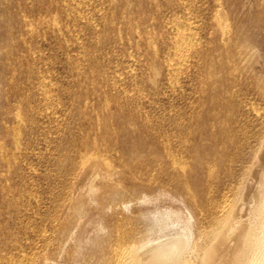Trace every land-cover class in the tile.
I'll return each instance as SVG.
<instances>
[{
    "label": "bare ground",
    "instance_id": "1",
    "mask_svg": "<svg viewBox=\"0 0 264 264\" xmlns=\"http://www.w3.org/2000/svg\"><path fill=\"white\" fill-rule=\"evenodd\" d=\"M21 1H23V0H21ZM87 1H89V0H87ZM220 1L222 2V0H213V4H212L213 5L212 6L213 11L211 10L212 13L209 12L210 13V19H209V23H208V25L210 26V29H211V31H210L211 33L205 35L204 37H200L198 35V34H200V32L198 33V30L200 29V28L198 29V26H197L198 22L196 19L193 18V13H192V15H190L188 12L189 10H191L192 7H195L196 0H177V5H175V8H173V12L175 11V9H177V10L180 9L181 12H183L182 13L183 15L179 16L178 14L173 13V14L167 16V18H164V20L161 19L163 21L162 26L165 29H167L166 31L169 34V36L167 37L168 41L166 42V48L163 51H161V53H159V51L156 48L155 39L150 34L149 35L147 34L148 35L147 37H145L143 34V36L145 37L143 39V43H140L141 41H137V40H135V43H134V45H136V44L141 45L142 44L144 46V49H145L144 52H146L149 55V57H151L150 60H152V61L154 60L156 62L158 60V62H159V63L157 62L158 65H156L157 63L156 64L154 63L155 64L154 65L153 64L154 61L148 62V65H147L148 73H147L146 80L151 85H156L157 78H159L160 75H162L166 90H171L172 92H174L175 90L176 91L179 90L181 92L182 89H179V87L181 88V86H180L181 78H182V80L184 78L185 80L189 79L192 81V86H190L189 90L191 91V93H194L195 97H196L195 101L191 104L190 110L192 111V113L190 115L188 113V115L186 116L187 117L186 119H185V116L182 114V116L177 118V119H171L169 121L167 120L169 123L168 124L169 127H171L170 131L169 130L164 131L163 129H161L157 126L158 121L156 120L157 119L156 116H155L156 119L154 122H152V118H150V116H148L146 114L142 118L140 117V119H139V117H138V119H136L138 122H140L139 126H142V128L147 129V130L149 129L150 134L148 135V139L150 141L149 142L147 141L149 143V144H146L147 146L145 145L147 147V151H148L149 155H148L147 161H144L142 158L143 156L141 154H139L138 151H136L140 144L138 145V147L136 146L137 149L135 147L134 151L131 152V154H130V159H131L130 163L131 164L127 168L128 169L127 172L130 173V171H132V170H135V171H133L132 175L129 174L130 176H133V181L128 187H124L122 185V182H121L122 173L118 169L116 163H114L112 161V159L110 158V156L107 155L108 154L107 151L109 150L108 147H110V146H108V144L110 141H108L106 137H108V135L111 137L113 132L109 128L106 127L102 130V131H104L103 136H102V133L99 131L100 129L97 128V131L101 133L99 140H96L97 138L94 141H90V138H89V140L88 139H86V140L81 139L82 141H81L80 147L77 150H75V152L73 154L69 153V155H71V156L69 157V167L67 169L68 179H67V183L65 185V190L63 188L64 199L61 200L59 204L56 203L57 205L54 208L52 207L53 211L50 214H48L47 218L44 219L42 217L43 220H41L42 218L40 219L41 223L43 221H45V223L36 229V231H35L36 234L33 235V236H35V238L33 240L28 241L25 244H23V242L22 243L19 242L18 240L14 241V240H12L13 238L10 239L7 243L4 241L5 245L3 246L2 251H0V264H264V107H262L260 105L258 106L257 104H255V102H252L249 98H247L249 96H246L247 94H245V91H244V96L241 98V100H238V104L244 108V110L247 114L249 113L250 117H252V121H250V124H251V122L253 123V125L251 124L252 125L251 127H253V130L252 129L251 130L253 132H251V133L249 132L250 129L248 130V128L250 126H246V124L245 125L241 124L242 122L244 123V120L238 122L239 119L238 120L235 119L236 121L234 120L233 127L228 126L229 128H226V127L222 126V124L225 122V121L224 122L222 121V115L225 114V110H223L224 113L223 112L220 113V111L222 110V107H226V105H227V107L231 106V108L233 110V108H234L233 107L234 106L233 101L236 98H238L240 96V94L242 95V93L239 92V90H240L239 87L242 86V84L247 86V89L251 90L257 96V99L263 103L262 105L264 106V63L263 62L261 63L262 57L260 55H258V48H259V46H264V42H263V39L261 37H259L258 35L254 34V33H244L245 29L243 30V28H244L243 25L237 23L238 22L237 19H236V21H237L236 23L234 22V24H231L230 23L231 21H229L230 18L228 19V17H227L228 14H226L227 13V12H225L226 10H224L222 8ZM260 1H261V3H260L261 9L257 8L255 6L256 9H254V12H253V17H254L253 19L255 22L257 20V19H255V17H257V14L260 15V17L264 16V0H259L258 2H260ZM3 2H4V0H3ZM38 2H39V0H38ZM89 2H91V1H89ZM102 2H103V0H102ZM112 2L114 3V0H109V5H111ZM202 2H204V0ZM228 2H231V1H228ZM239 2H240V0H239ZM27 3H25V4H27ZM98 3H100V2H98ZM119 3H117V4H119ZM144 3H145V0H144ZM199 3L203 4L201 2H199ZM241 3H242V1H241ZM49 4H50V2H49ZM85 4H86V0H64L62 8L64 11L63 13H65V16H66L65 19H68L70 21L71 20L73 21L76 18H80V17L85 19L87 16L82 17V15H80L81 13L83 14L82 11L80 12V8L81 7L84 8ZM153 4H151V7H150L151 9H152ZM7 5H9V3ZM141 5L143 6V4H141ZM172 5H170V6L172 7ZM21 6H23V5H21ZM93 6H94V4H93ZM225 6H227V5H225ZM231 6H232V3H231ZM244 6H245V4H244ZM44 7L46 8V6H44ZM96 7H97V5H96ZM129 7H131V6L129 5ZM201 7H203V6L201 5ZM246 7H247V5H246ZM17 8H18V6H17ZM50 8H51V5H50ZM90 8H91V6H90ZM110 8H112V7H110ZM121 8H122V5H121ZM140 8H142V7L140 6ZM198 8H200V6ZM231 8H233V7H231ZM238 8H239V5H238ZM38 9H40V8H38ZM99 9H101V7ZM125 9H126V7H125ZM160 9H161V6H160ZM48 10H49V8H48ZM112 10H114V9H112ZM15 11L17 12V10H15ZM50 11H52V10H50ZM60 11H61V9H60ZM103 11H104V9H103ZM130 11L133 13L132 9ZM18 12H20V10H18ZM86 12H89V11H86ZM94 12H95V10H94ZM167 12H168V9H167ZM190 12H192V11H190ZM129 13H128V15H129ZM177 13H178V11H177ZM165 14H167V13H165ZM32 15H33V13H32ZM138 15H139V13H138ZM146 15H148V14H146ZM22 16H23V19H21V20H22V24H23L24 28L29 33H31L34 30L33 26L36 23L33 25L26 17H24V14ZM36 16H38V15H36ZM123 16H125V15H123ZM0 17H1V15H0ZM29 17H30V13H29ZM39 17H38V19L41 20V18H39ZM157 17H158V15H157ZM260 17H258V18H260ZM31 18H33V16ZM34 18H35V15H34ZM69 18H71V19H69ZM130 18H133V14H132V17H130ZM104 19H105V17H104ZM135 19L136 18H134V20ZM200 19H201V17H200ZM116 20H117V18H116ZM144 20L146 21V18ZM260 20H262V17ZM260 20H258V21H260ZM0 21L2 22V20H0ZM76 21H75V23H76ZM98 21L100 22V18ZM41 22H42V20H41ZM94 22H95V20H94ZM109 22H111V21H109ZM118 22H117V24H118ZM65 23H68V22H65ZM123 23L127 26V29L129 30V32L134 30L133 23L128 17H126V19ZM242 23H243V21H242ZM250 23H248V24H250ZM261 23H263V22H261ZM142 24L143 23H141V25ZM203 24H200V25L202 26ZM86 25H88V24H86ZM103 25H106V24L103 23ZM160 25H161V22H160ZM40 26H42L43 29H45V31H46V29H52V30L58 29L59 30V27H60L58 25V21L55 17L48 18L45 22L41 23ZM151 26H152V24H151ZM80 27H81V25L79 26V28ZM99 27H100V25H99ZM115 27H117V26H115ZM145 27H146V25H145ZM69 28H71V27H69ZM75 28H76V26H75ZM207 28H208V26H207ZM145 29L146 28H144V30ZM258 29L261 30L260 27ZM90 30H91V28H90ZM161 30H163V29H161ZM95 31H97V30H95ZM109 31H110V28H109ZM145 31H148V30H145ZM54 32H56V31H54ZM134 32L138 37L139 31L137 30ZM106 33L109 34L107 31H106ZM121 33L119 35H121ZM39 34H40V32H39ZM3 35L4 34H2V36ZM50 35H51V33H50ZM66 35H67V33H66ZM88 35L90 36L89 33H88ZM103 35H105V34H103ZM99 36H101V35H99ZM71 37H73V34L71 35ZM76 37H77V35H76ZM96 37H98V35H96ZM158 37H160V36H158ZM202 38L204 40H202ZM69 40H70V38H69ZM128 40L131 41L130 38H128ZM113 41L114 40H112V43H113ZM118 41H120V40H118ZM62 42H63V40H62ZM10 43L12 45L11 41H10ZM19 43H20V41H19ZM23 43H25V40ZM83 43H84V41H83ZM97 45H100V44L97 43ZM129 45L133 46L132 43H130ZM1 47H2V45H1ZM9 47H11V46L9 45ZM24 47H25V44H24ZM61 47H63V46H61ZM90 47H92V46H90ZM17 48H19V47H17ZM64 48H65V46H64ZM106 48H109V47L106 46ZM125 48H126V46H125ZM139 48H140V46H139ZM5 49H7V48H5ZM114 51H116V50L114 49ZM129 51H131V50H129ZM41 52L42 51L40 50V53ZM105 52H107V51H105ZM28 53H29V51H28ZM65 53H66V50H65ZM83 53H82V55H84ZM136 53H138V52L136 51ZM33 54H34V52H33ZM30 55H31V53H30ZM62 55H65V54H62ZM97 55L98 54H96V56ZM129 55H131V54H129V52H128V56ZM21 56H24V55H21ZM80 56H81V54H80ZM4 57H5V54H4ZM139 57H137V58H139ZM7 58H8V56H7ZM30 58H31V56H30ZM35 58H36V56H35ZM103 58H104V56H103ZM117 58H119V57H117ZM124 58H126V57H124ZM94 59H95V57H94ZM31 60H32V58H31ZM47 60H49V59H47ZM103 60L104 59H102V61ZM27 62H29V60ZM85 62H86V60H85ZM144 62H146V61L144 60ZM1 63L2 62H0V64ZM43 63H44V61H43ZM80 63H82V62H80ZM254 64H258L260 70L255 69ZM2 65H0V66L2 67ZM43 65H45V64H43ZM47 65H46V67H47ZM22 66L23 65L21 64L20 67H22ZM29 66H30V64H29ZM32 66H33V63H32ZM122 66L124 67V65H122ZM39 67H40V65H39ZM54 67H56V66L54 65ZM117 67H118V65H117ZM31 68L32 67H30V69ZM124 68H126V67H124ZM121 69L123 70V68H121ZM136 69H137V67H136ZM143 69H145V68H143ZM110 70L114 71L112 69H109V71ZM126 70H127V68H126ZM32 71H34V70H32ZM109 71H107V72H109ZM115 71L118 72V70H115ZM4 72L6 73L5 70H4ZM16 72L17 71H15V73ZM88 72H91V70ZM7 73H6V75L9 74V73L8 74ZM41 73H42V71H41ZM86 73H87V71H86ZM104 73L106 74V72H104ZM122 73H123V71L121 72V75H122ZM124 73H126V72H124ZM91 74L94 76L93 73H91ZM145 74H146V72H145ZM115 75H118V74H115ZM127 75L129 77H133L132 68L129 69ZM113 76H114V74H113ZM119 76H120V74H119ZM140 76H138V77H140ZM42 77H44V76L42 75ZM4 78H5V76H4ZM14 78H15V76H14ZM39 78L35 82L36 83L35 84L36 90H37L36 93L39 95L41 102H42L39 111H40V113L42 112V114L44 112L45 116L48 117V120H49L50 116H52V114H55L57 112L56 110L54 111V106H55L54 102H53L54 97L52 98L51 97L52 94H50V92H51L50 86L52 87V84L50 82H49L50 83L49 84L47 81H45L42 78H40V79ZM52 78H51V80H52ZM2 79L3 78H1V80ZM4 80H6V79H4ZM47 80L49 81V79H47ZM15 81H13V82H15ZM25 81H27V79ZM131 81H132V79H131ZM6 82H7V80H6ZM78 82H79V84H81L80 81H78ZM146 82H145V84L147 85ZM116 83L118 84L119 82L111 83L109 85L110 88H112L114 90L115 87L117 86ZM6 84H5V87L7 86ZM17 84H19V83H17ZM136 84L137 83L135 82L134 88L129 87V88H131L130 90H125V89L121 88L120 90H118V92L113 93V95L111 94L113 96L112 98L109 97L107 95V93H103L102 98L98 99L100 107L104 108V107L111 105V103H114V106L117 109H119V112H122L123 108L125 106L129 107V104L137 106L140 103L139 102L140 98H142L140 101H142L144 98L142 97L141 86H138ZM20 85H18V86L20 87ZM119 85H121V84L119 83ZM81 86H83V85H81ZM101 86H103V85L101 84ZM105 86H106V83H105ZM143 87L145 88V86H143ZM57 88H59V87H57ZM123 88H124V86H123ZM52 89H54V88H52ZM91 89L94 90V87L93 88L91 87ZM83 90H84V92L86 91L85 89H83ZM22 91H23V89H22ZM142 91H144V90H142ZM182 91H184V89ZM186 92H189V91H186ZM93 93H94V91H93ZM163 94H165V93H163ZM5 95H7V94H5ZM56 95H57V93H56ZM24 96H26V95H24ZM24 96H23V98H24ZM27 96L29 97V94ZM143 96H144V94H143ZM147 96H148V94H147ZM90 97H92V96H90ZM165 97H167V96L165 95ZM252 97H254V95ZM255 97H254V101H255ZM64 98H66V97H64ZM145 98H147V97L145 96ZM154 98H156V97H154ZM250 98H251V95H250ZM167 99H168V97H167ZM21 101L22 100H20V102ZM23 101H25V100L23 99ZM86 101L87 100H85L83 102L84 107L87 104ZM235 101H237V99ZM36 102H37V100H36ZM57 102H58V99H57ZM261 102H259V103H261ZM160 103H161V101H160ZM4 104L6 105V103H4ZM14 104H13V106H14ZM61 104L62 103H60V106H61ZM173 104H171V106H173ZM21 105H22V103H21ZM11 106H12V104H11ZM139 106H140V104H139ZM227 107H226V109H227ZM78 108H79V106H78ZM132 109H130V110H132ZM223 109H225V108H223ZM3 110L4 109H2L1 111H3ZM9 110H10V108H9ZM14 110H15V108H14ZM106 110H104V111H106ZM147 110H149V109H147ZM177 110H179V109L177 108ZM31 111L33 112V109ZM135 111H137V110L135 109ZM146 111H145V113H146ZM165 111L167 112V110H165ZM165 111H163V112L166 113ZM171 111L172 110H170L169 111L170 113H168V114H171ZM26 112H27V110H26ZM101 112H103V111H101ZM125 112H127V111L125 110ZM160 112H162V111H160ZM203 112H205V113H203ZM83 113H85V112H83ZM109 113H112V112L110 111ZM154 113H155V111H154ZM36 114H38V113H36ZM101 114H103V113H100V115ZM131 114H132V112H131ZM5 115L7 116V114H5ZM12 115H13V121H11L12 119L9 121L13 122V124H14V125L12 124L13 125L12 127L14 128V130L11 134L12 135L11 138H12V142H13V144H12L13 149H12V151H7L4 149L3 146L0 145V159L2 160L1 161L3 164L2 166L11 164L10 160H14L13 158H15L16 155L22 153L20 151V153L17 154V149H18V145L20 144L19 142H20V138L22 135V134L20 135V129L24 125L23 124V118H22L20 112H18L17 110H16V113L14 112V114H12ZM85 115H84V118H85ZM100 115H99V113H95L93 115V117H91V120H92V123H96L97 126L100 125L102 127L103 124L101 125L100 123H102L101 121L104 118L102 116L104 114L102 116H100ZM118 115H120V114H118ZM225 115H227V113ZM29 116H31V115H29ZM109 116H110V114H109ZM26 117H28V116H26ZM54 117L55 116H52V118H54ZM131 117H133V115ZM131 117L130 118L126 117L124 119L130 120ZM88 118L90 120V117H88ZM224 118H227V116ZM41 119H42V115H41ZM248 119H250V118H248ZM122 120H123V118H122ZM163 120H164V118H163ZM227 120H226V122H227ZM25 121H26V119H25ZM41 121H43V119ZM61 121H63V120H61ZM105 121H107V120H104V122ZM27 122H28V120H27ZM35 122H37V121H35ZM111 122H113V121H111ZM124 122H126V121H124ZM83 123H84V121H83ZM114 123H116V122H114ZM135 123L137 125V122H135ZM228 123H224V124L228 125ZM96 124H94V125H96ZM125 124L127 125L128 133L131 132L130 134H134L133 127L131 126L133 123L132 122L123 123V124H121V126L122 125L124 126ZM45 125L48 126L47 124H45ZM69 125H70V123H69ZM247 125H249V124L247 123ZM0 126H1V124H0ZM70 126H72V125H70ZM104 126H107V125H104ZM117 126L118 125H116V127ZM56 127H57V125H56ZM137 127H138V125H137ZM49 128H53V127H49ZM57 129H58V127H57ZM78 129H76V130H78ZM76 130H74V131H76ZM90 131H92V130H90ZM122 131H124V130H122ZM51 132H53V131L51 130ZM92 132H94V131H92ZM74 133L72 132V134H74ZM80 133L82 134V131ZM124 133H125V131H124ZM44 134H45V131H44ZM72 134L70 135V137L72 136ZM50 135H52V133ZM50 135H49V137H50ZM94 135H96V134H94ZM39 136H41V134H39ZM79 136H81V135H79ZM25 137H27V135ZM84 137L86 138V136H84ZM94 137H96V136H94ZM129 137H131V136H129ZM193 137L197 138L198 143L195 142L192 144V142H189L190 140L191 141L193 140ZM34 138H36V137H34ZM130 139L132 141L133 138L131 137ZM36 140H37V138H36ZM119 140H121V139H119ZM133 140H136V139H133ZM199 140H200V143H199ZM126 141H128V140H126ZM136 141H134V142H136ZM68 142H69V140H68ZM118 142H120V141H118ZM24 143H26V140ZM33 143H34V140H33ZM44 143H46V141ZM111 143H113V142H111ZM35 144H36V141H35ZM61 144H62V142H61ZM142 144H144V142L141 143V145ZM67 145H69V144L67 143ZM122 145H123V143H122ZM129 145H130V143H129ZM73 146H74V144H73ZM75 146L77 148V145H75ZM111 147H112V145H111ZM114 147H115V145H114ZM130 147H129V149H130ZM26 149H27V147H26ZM35 149H33V150L35 151ZM27 150H25V151H27ZM141 150L144 151L145 149L140 148L139 151H141ZM37 153H39V152H37ZM64 153H65V151H64ZM118 153H120V152H118ZM22 154H24V153H22ZM51 154H53V153L51 152ZM48 156H49V154H48ZM65 156H63V157H65ZM52 158L53 157L51 156V159ZM55 158L56 157H54V161L56 162ZM65 158L62 160H65ZM17 159H18V157H17ZM29 159H30V157H29ZM31 160H33V159H31ZM123 161H122V163H123ZM43 162H44V160H43ZM124 163H125V161H124ZM36 165H38V164H36ZM53 167L51 169H53V171H54ZM15 168H17V167H15ZM12 171H13V168H12ZM50 172L51 171L49 170V173ZM134 172H136V173L134 174ZM35 173H36V171H35ZM38 173H40V172L38 171ZM15 174L17 175L18 173H15ZM53 174H54V172H53ZM53 174H51V175H53ZM61 176H63V175H61ZM1 177H3V176H1ZM55 177H53V178H55ZM57 178H60V177L57 176ZM37 180H38V174H37ZM61 181H62V179H61ZM15 182H16V180H15ZM24 182H25V180H24ZM59 182H57V185ZM38 183H39V181H38ZM6 184H8V183L6 182L5 185ZM11 184H12V182H11ZM32 186H33V184H32ZM54 189H53V191H54ZM57 189H59V188H57ZM3 190H4V188H3ZM60 191H61V189H60ZM44 192H48V191L44 190L43 193ZM31 193H34V191H32ZM31 193H29V195H31ZM37 193H39V192H37ZM35 194H32V195L35 196ZM10 195H11V193H10ZM32 195H31V197H33ZM45 195H47V194H45ZM50 195H51V193H50ZM54 195H53V198L55 197ZM56 196H58V195H56ZM22 198H23V196H22ZM9 199H11V198H9ZM34 199H33V201H34ZM30 200H31V198H30ZM38 200H41V199H38ZM23 201H26V199H24ZM33 201L31 203L32 205L34 204ZM16 202H17V200H16ZM37 202H38V204H37V206H38L39 201H37ZM48 202H49V200H48ZM1 204H2V201H1ZM43 204H45V203H43ZM48 205H50V204H48ZM48 205L46 204V206H48ZM5 206H7V205H5ZM17 206H15V207H17ZM24 206L25 205H23V207ZM35 206L33 208H35ZM51 206H52V204L50 205V207ZM39 207L41 208L43 206L40 205ZM26 208H32V207L30 206V207H26ZM37 209H38V207H37ZM44 209H45V207H44ZM13 210H15V209H13ZM21 210H23V209H21ZM29 210H28V212H29ZM0 211H2V210L0 209ZM25 211H27V210L24 209V212ZM40 211L42 213V210H40ZM8 212H6V213H8ZM44 212H43V214H44ZM47 212H45V213H47ZM14 213H16V212H14ZM36 214L37 213H34V215H36ZM45 215L46 214H44V216ZM26 217H25V219H26ZM28 217H30V216H28ZM16 218H17V216H16ZM23 218H21L22 219L21 221H23ZM36 219H37V217H36ZM2 221L0 223H2ZM6 222H7V219H6ZM23 222H22V226H23ZM28 222L30 223L29 220H28ZM28 222L25 221L24 223L28 224ZM34 223H36V222H34ZM20 225H19V227H20ZM30 226H32V225L30 224ZM36 226H37V224H36ZM15 227H14V229H15ZM25 227H27V225H25ZM33 227L34 226H32V228ZM28 228H30V227L28 226ZM27 229H23V232H25ZM28 230L31 231V229H28ZM12 233H13V231H12ZM4 234H6V233H4ZM6 235H9V233ZM27 238H28V236H27ZM19 239H21V238H19ZM7 240H8V238H7ZM21 240L24 241V239H21Z\"/></svg>",
    "mask_w": 264,
    "mask_h": 264
},
{
    "label": "rangeland",
    "instance_id": "2",
    "mask_svg": "<svg viewBox=\"0 0 264 264\" xmlns=\"http://www.w3.org/2000/svg\"><path fill=\"white\" fill-rule=\"evenodd\" d=\"M28 3H27V2ZM63 1L64 0H3L1 1L0 0V20H2V22L0 21V62H2L0 65H2V67L0 66V145L4 147L5 150L7 151H12V147H13V142H12V138H11V134L14 130V128L12 127L14 124L13 122V115L14 112L16 113V110L18 112H20L22 118H23V126L21 127L20 129V135H21V138H20V144L18 145V149H17V154L20 153V151L22 153L16 155L15 158H13L14 160H10V163L11 164H8V165H5V166H2V160L0 159V209L2 211H0V222L2 221V223H0V251H2L3 249V246L5 245V242L7 243L10 239L16 241L18 240L19 242H23V244H25L26 242L28 241H31L35 238V235L36 234V229L41 226L42 224L45 223V221H43L41 223V220H43V218H47L48 217V214H50L52 211H53V208L60 203L61 200L64 199V191H63V188L65 190V185L67 183V179H68V167H69V157L71 155H69V153L73 154L75 152V150H77L80 145H81V141L83 139H88L90 138V141H94L96 138V140H99L100 138V134L102 133V136H103V132L102 131L104 128H109L113 133H112V136L110 137L108 135L107 140L110 141L108 146V151H107V155L110 156V158L112 159V161L114 163H116L118 169L120 170V172L122 173V185L124 187H128L132 181H133V176H130L129 174L132 175L133 171L135 170H132L130 171V173H128V167L130 166V154L132 151H134V148L138 145L141 149H145L144 151L141 150L139 151V147L137 149L136 147V151L139 152V154H141L143 157V160L144 161H147V158H148V151H147V145L146 144H149L148 142L150 141L148 139V135L150 134L149 133V129H144L142 128V126H139L140 122H138L136 119H140V117L142 118L145 114L150 116V118H152V122L155 121V119L158 121V124L157 126L161 129H163L164 131H170L171 130V127H169V123L168 121L171 120V119H177L179 117L182 116V114L185 116V119L187 118L186 116L189 115L192 113V111L190 110L191 108V104L195 101V94L194 93H191V91L189 90L190 89V86H192V81L191 80H185L183 78H181V83H180V86L181 88L179 87V89H184V91L181 90V92L178 90V91H174L172 92L171 90H166L165 88V84H164V80H163V77L162 75H160L159 78H157V83L156 85H151L147 80H146V77H147V65H148V62H151L152 60H150L151 57H149V55L144 52L145 49H144V46L141 44H136L134 45L135 43V40L137 41H141L140 43H143V39L145 37H147L149 34L151 36H153V38L155 39V43H156V48L157 50L159 51V53H161V51H163L165 48H166V42L168 41V36L169 34L167 33V29H165L162 24H163V21L164 18H167V16L171 15V14H178L179 16L183 15L181 12V10H177L175 9V11L173 12V8H175V5H177V0H145V3H144V0H114V3L112 2L111 5H109V0H89L87 1L86 0V4L83 7L80 8V12L82 11L83 14L81 13L80 15H82V17H86L85 19L84 18H76L75 20H68V19H65V13H63ZM105 1V2H104ZM107 1V2H106ZM134 1V2H133ZM137 1V2H136ZM141 1V2H140ZM151 1V2H150ZM203 0H196V3H195V7H192L191 10H189V14L192 15L193 13V18L197 20V26H198V29L202 28L201 30L199 29L198 30V33L200 32V34H198L200 37H204L205 35L211 33V29H210V26L208 25L209 23V19H210V13H212L213 11V0H204V2H202ZM209 1V2H208ZM226 1V2H225ZM228 1H231V2H228ZM242 1V3H241ZM253 1V2H252ZM259 0H222L221 2V5H222V8L224 10H226L225 12H227L226 14L229 21H231L230 23L231 24H234V22L236 23V19L238 20L237 23L243 25V30H244V33H254L256 35H258L259 37H261L263 39V42H264V16H261L262 17V20L260 15L257 14V17H255L256 22L254 21V17H253V12H254V9L257 8H260L261 9V1L258 2ZM39 4H38V3ZM50 2V4H49ZM95 2V3H94ZM100 2V3H98ZM120 2V3H119ZM156 2V3H155ZM172 2V3H171ZM199 2L203 3V4H200ZM9 3V5H7ZM27 3V4H25ZM47 3V4H46ZM56 3V4H55ZM90 3V4H89ZM103 3V4H102ZM116 3V4H115ZM119 3V4H117ZM128 3V4H127ZM154 3V4H153ZM162 3V4H161ZM171 3V4H170ZM231 3H232V6H231ZM247 3V4H246ZM20 6H19V5ZM46 4V5H45ZM94 4V6H93ZM134 4V5H133ZM143 4V6L141 5ZM151 4L152 5V9L150 8L151 7ZM157 4V5H156ZM173 4V5H172ZM199 4V5H198ZM245 4V6H244ZM258 4V5H257ZM23 5V6H21ZM50 5H51V8H50ZM54 5V6H53ZM97 5V7H96ZM121 5H122V8H121ZM129 5L131 7H129ZM147 5V6H146ZM167 5V6H166ZM172 5V7L170 6ZM201 5L203 7H201ZM227 5V6H225ZM238 5H239V8H238ZM247 5V7H246ZM8 6V7H7ZM18 6V8H17ZM46 6V8L44 7ZM91 6V8H90ZM103 6V7H102ZM135 6V7H134ZM140 6L142 8H140ZM160 6H161V9H160ZM200 6V8H198ZM205 6V7H204ZM256 6V7H255ZM30 7V8H29ZM36 7V8H35ZM40 9H38V8ZM57 7V8H56ZM61 7V8H60ZM89 7V8H88ZM95 9H94V8ZM101 7V9H99ZM112 7V8H110ZM114 7V8H113ZM126 7V9H125ZM133 7V8H132ZM146 7V8H145ZM233 7V8H231ZM7 10H6V9ZM49 8V10H48ZM56 8V9H55ZM151 10H150V9ZM155 8V9H154ZM165 8V9H164ZM195 8V9H194ZM210 8V9H209ZM247 8V9H246ZM45 9V10H44ZM61 9V11H60ZM104 9V11H103ZM114 9V10H112ZM119 9V10H118ZM132 9L133 13L130 11ZM146 9V10H145ZM167 9H168V12H167ZM234 9V10H233ZM17 10V12L15 11ZM18 10H20V12H18ZM27 10V11H26ZM29 10V11H28ZM52 10V11H50ZM95 10V12H94ZM110 10V11H109ZM129 10V11H128ZM139 10V11H138ZM145 10V11H144ZM157 12H156V11ZM162 12H161V11ZM209 10V11H208ZM212 10V11H211ZM47 11V12H46ZM86 11H89V12H86ZM98 11V12H97ZM103 11V12H102ZM108 11V12H107ZM115 11V12H114ZM117 11V12H116ZM138 11V12H137ZM154 13H153V12ZM178 11V13H177ZM192 11V12H190ZM4 12V13H3ZM33 15H32V13ZM39 12V13H38ZM92 12V13H91ZM129 15H128V13ZM196 12V13H195ZM205 12V13H204ZM210 12V13H209ZM249 12V13H248ZM29 13H30V17H29ZM41 13V14H40ZM43 13V14H42ZM50 13V14H49ZM89 13V14H88ZM117 13V14H116ZM139 13V15H138ZM152 13V14H151ZM167 13V14H165ZM195 13V14H194ZM200 13V14H199ZM7 14V15H6ZM12 14V15H11ZM24 14V17H26L34 26V30L29 33L23 26L22 24V20L23 19V15ZM132 14H133V18H130L132 17ZM135 14V15H134ZM142 16H141V15ZM148 14V15H146ZM197 14V15H196ZM199 14V15H198ZM208 14V15H207ZM34 15H35V18H34ZM38 15V16H36ZM55 15V16H54ZM61 15V16H60ZM111 15V16H110ZM116 17H115V16ZM125 15V16H123ZM153 15V16H152ZM158 15V17H157ZM161 15V16H160ZM166 15V16H165ZM4 16V17H3ZM33 16V18H31ZM40 16V17H39ZM51 16V17H50ZM91 18H90V17ZM41 18L42 22L40 19ZM52 17H55L58 21V25L60 26L59 27V30L58 29H43L42 26H40L41 23L45 22L48 18H52ZM105 17V19H104ZM125 17V18H124ZM126 17H128L132 23H133V27H134V30L133 31H130L127 29V26L123 23L126 19ZM162 17V18H161ZM196 17V18H195ZM201 17V19H200ZM238 17V18H237ZM260 17V18H258ZM43 18V19H42ZM88 18V19H87ZM95 18V19H94ZM100 18V22L98 21ZM109 18V19H108ZM117 18V20H116ZM134 18H136L134 20ZM146 18V21L144 19ZM152 18V19H151ZM159 20H158V19ZM234 18V19H233ZM243 18V19H242ZM36 19V20H35ZM71 19V18H69ZM80 19V20H79ZM115 19V20H114ZM149 19V20H148ZM157 19V20H156ZM162 19V20H161ZM199 19V20H198ZM36 22H35V21ZM40 20V21H39ZM67 20V21H66ZM77 20V21H76ZM90 20V21H89ZM98 24H96L95 22ZM151 20V21H150ZM201 20V21H200ZM233 20V21H232ZM245 20V21H244ZM260 20V21H258ZM5 21V22H4ZM21 21V22H20ZM76 21V23H75ZM111 21V22H109ZM119 21V22H118ZM148 21V22H147ZM201 23H200V22ZM243 21V23H242ZM254 21V22H253ZM34 22V23H33ZM65 22H68V23H65ZM82 22V23H81ZM108 22V23H107ZM114 22V23H113ZM118 22V24H117ZM148 24H147V23ZM160 22H161V25H160ZM233 22V23H232ZM251 22V23H250ZM263 22V23H261ZM2 23V24H1ZM39 23V24H38ZM75 23V24H74ZM97 25H95V24ZM106 24V25H103ZM113 23V24H112ZM123 23V24H122ZM141 23H143L141 25ZM158 23V24H157ZM204 23V24H203ZM250 23V24H248ZM256 23V24H255ZM8 24V25H7ZM74 24V25H73ZM88 24V25H86ZM102 24V25H101ZM110 24V25H109ZM117 24V25H116ZM152 24V26H151ZM200 24H203L202 26ZM263 24V25H262ZM81 25V27L83 28H79V26ZM84 25V26H83ZM100 25V27H99ZM121 25V26H120ZM123 25V26H122ZM125 25V26H124ZM141 25V26H140ZM146 25V27H145ZM248 25V26H247ZM257 25V26H256ZM23 26V27H22ZM71 28H69V27ZM76 26V28H75ZM97 28H96V27ZM108 26V27H107ZM110 26V27H109ZM117 26V27H115ZM159 26V27H158ZM200 26V27H199ZM208 26V28H207ZM3 27V28H2ZM15 27V28H14ZM104 27V28H103ZM143 27V28H142ZM261 28L258 29V28ZM75 28V29H74ZM88 28V29H87ZM91 28V30H90ZM106 28V29H105ZM109 28H110V31H109ZM144 28H146L145 30H148V31H145ZM153 28V29H152ZM24 29V30H23ZM80 29V30H79ZM150 29V30H149ZM156 31H155V30ZM163 29V30H161ZM17 30V31H16ZM40 30V31H39ZM86 30V31H85ZM97 30V31H95ZM126 30V31H125ZM139 31V35L137 37V35L135 34L134 31ZM50 31V32H49ZM56 31V32H54ZM85 31V32H84ZM105 31V32H104ZM106 31L110 34H107ZM119 31V32H118ZM152 31V32H151ZM2 32V33H1ZM36 32V33H35ZM40 32V34H39ZM49 32V33H48ZM63 32V33H62ZM92 32V33H91ZM112 32V33H111ZM122 32V33H121ZM142 32V33H141ZM27 33V34H26ZM51 33V35H50ZM67 33V35H66ZM88 33L90 34V36L88 35ZM121 33V35H119ZM156 33V34H155ZM161 33V34H160ZM206 33V34H205ZM2 34H4L2 36ZM63 36H62V35ZM73 34V37H71V35ZM105 34V35H103ZM144 34V36H143ZM148 34V35H147ZM168 34V35H167ZM50 35V36H49ZM65 35V36H64ZM77 35V37H76ZM96 35H98V37H96ZM101 35V36H99ZM124 35V36H123ZM164 35V36H163ZM160 36V37H158ZM10 37V38H9ZM12 37V38H11ZM27 37V38H26ZM35 37V38H34ZM51 37V38H50ZM67 37V38H66ZM83 37V38H82ZM100 37V38H99ZM113 37V38H112ZM6 38V39H5ZM33 38V39H32ZM60 38V39H59ZM70 38V40H69ZM73 38V39H72ZM111 38V39H110ZM117 38V39H116ZM120 38V39H119ZM122 38V39H121ZM128 38L131 39V41L128 40ZM159 38V39H158ZM3 41H2V40ZM20 43H19V41ZM31 39V40H30ZM37 39V40H36ZM40 39V40H39ZM42 39V40H41ZM57 39V40H56ZM87 39V40H86ZM100 39V40H99ZM102 39V40H101ZM106 39V40H105ZM108 39V40H107ZM161 39V40H160ZM25 40V43H23ZM63 40V42H62ZM80 40V41H79ZM82 40V41H81ZM112 40L113 43H112ZM120 40V41H118ZM164 40V41H163ZM202 40H204L202 38ZM5 41V42H4ZM10 41L12 42V45L10 43ZM15 41V42H14ZM46 41V42H45ZM48 41V42H47ZM67 41V42H66ZM76 41V42H75ZM84 41V43H83ZM90 41V42H89ZM162 41V42H161ZM8 42V43H7ZM27 42V43H26ZM81 44H80V43ZM104 42V43H103ZM123 42V43H122ZM132 43L133 46L129 45L130 43ZM162 44H161V43ZM3 43V44H2ZM41 45H40V44ZM51 43V44H50ZM56 43V44H55ZM69 43V44H68ZM74 43V44H73ZM83 43V44H82ZM100 44V45H97ZM102 43V44H101ZM24 44H25V47H24ZM40 46H39V45ZM50 44V45H49ZM67 44V45H66ZM114 44V45H113ZM116 44V45H115ZM127 44V45H126ZM2 45V47H1ZM5 45V46H4ZM9 45L11 47H9ZM15 45V46H14ZM33 45V46H32ZM45 45V46H44ZM81 45V46H80ZM105 45V46H104ZM112 45V46H111ZM28 46V47H27ZM58 46V47H57ZM63 46V47H61ZM65 46V48H64ZM67 46V47H66ZM92 46V47H90ZM106 46H108L109 48H106ZM111 46V47H110ZM114 46V47H113ZM126 46V48H125ZM140 46V48H139ZM143 46V47H142ZM160 46V47H159ZM163 46V47H162ZM7 49H5V48ZM16 47V48H15ZM19 47V48H17ZM39 47V48H38ZM44 47V48H43ZM57 47V48H56ZM70 47V48H69ZM84 47V48H83ZM99 47V48H98ZM101 47V48H100ZM116 51H114V49ZM123 47V48H122ZM137 47V48H136ZM31 48V49H30ZM42 48V49H41ZM132 48V49H131ZM142 48V49H141ZM161 48V49H160ZM9 49V50H8ZM11 49V50H10ZM108 49V50H107ZM112 49V50H111ZM141 49V50H140ZM6 50V51H5ZM40 50L42 51L40 53ZM44 50V51H43ZM65 50H66V53H65ZM88 50V51H87ZM131 50V51H129ZM4 51V52H3ZM29 51V53H28ZM31 51V52H30ZM85 51V52H84ZM97 51V52H96ZM107 51V52H105ZM109 51V52H108ZM127 51V52H126ZM136 51L138 53H136ZM7 54H6V53ZM22 52V53H21ZM34 52V54H33ZM39 52V53H38ZM54 52V53H53ZM72 52V53H71ZM80 52V53H79ZM84 52V53H83ZM88 52V53H87ZM95 52V53H94ZM128 52L129 55L128 56ZM143 52V53H142ZM5 54V57H4V54ZM31 53V55H30ZM36 53V54H35ZM47 53V54H46ZM69 53V54H68ZM82 53L84 55H82ZM105 53V54H104ZM110 53V54H109ZM123 55H122V54ZM16 56H15V55ZM29 54V55H28ZM39 54V55H38ZM62 54H65V55H62ZM81 54V56H80ZM95 54V55H94ZM96 54H98L96 56ZM113 54V55H112ZM125 54V55H124ZM127 54V55H126ZM21 55H24V56H21ZM36 58H35V56ZM67 55V56H66ZM78 55V56H77ZM91 55V56H90ZM110 55V56H109ZM118 55V56H117ZM144 55V56H143ZM258 55H260L262 57V60H261V63L263 62L264 63V46H259L258 48ZM8 56V58H7ZM13 56V57H12ZM27 56V57H26ZM32 60H31V58ZM34 56V57H33ZM40 56V57H39ZM45 56V57H44ZM59 56V57H58ZM65 56V57H64ZM104 56V58H103ZM140 56V57H139ZM142 56V57H141ZM95 57V59H94ZM119 57V58H117ZM126 57V58H124ZM131 57V58H130ZM139 57V58H137ZM149 57V58H148ZM4 58V59H3ZM61 58V59H60ZM79 58V59H78ZM84 58V59H83ZM124 58V59H123ZM130 58V59H129ZM142 60H141V59ZM24 59V60H23ZM39 59V60H38ZM44 63H43V61ZM49 59V60H47ZM60 59V60H59ZM72 59V60H71ZM102 59H104L102 61ZM139 59V60H138ZM8 60V61H7ZM29 60V62H27ZM34 60V61H33ZM71 60V61H70ZM76 60V61H75ZM79 60V61H78ZM81 60V61H80ZM86 60V62H85ZM93 60V61H92ZM144 60L146 62H144ZM12 61V62H11ZM33 61V62H32ZM76 63H75V62ZM135 61V62H134ZM139 61V62H138ZM154 61V60H153ZM152 61V62H153ZM4 62V63H3ZM20 62V63H19ZM23 62V63H22ZM35 62V63H34ZM41 62V63H40ZM55 62V63H54ZM74 62V63H73ZM82 62V63H80ZM158 62V60H157ZM156 61L153 62V64L157 63ZM32 63H33V66H32ZM63 63V64H62ZM131 63V64H130ZM133 63V64H132ZM139 63V64H138ZM145 63V64H144ZM159 63V62H158ZM158 63L156 65H158ZM17 64V65H16ZM21 64L23 65L22 67ZM30 64V66H29ZM42 64V65H41ZM45 64V65H43ZM48 64V65H47ZM67 64V65H66ZM75 64V65H74ZM77 64V65H76ZM82 66H81V65ZM120 64V65H119ZM154 64V65H155ZM10 67H9V66ZM38 67H37V66ZM40 65V67H39ZM47 65V67H46ZM54 65L56 67H54ZM74 65V66H73ZM80 65V66H79ZM101 65V66H100ZM106 65V66H105ZM116 65V66H115ZM118 65V67H117ZM122 65H124V67L127 68H124ZM139 65V66H138ZM142 65V66H141ZM5 66V67H4ZM79 66V67H78ZM134 66V67H133ZM144 66V67H143ZM12 67V68H11ZM15 67V68H14ZM20 67V68H19ZM30 67H32L31 69L34 70L32 71L30 69ZM46 67V68H45ZM52 67V68H51ZM99 67V68H98ZM109 67V68H108ZM132 68V71H133V77H129L127 75L129 69ZM137 67V69H136ZM28 68V69H27ZM37 70H36V69ZM51 68V69H50ZM75 70H74V69ZM90 68V69H89ZM104 68V69H103ZM108 68V69H107ZM116 68V69H115ZM123 68V70L121 69ZM129 68V69H128ZM134 68V69H133ZM139 68V69H138ZM145 68V69H143ZM254 68L255 69H259V65L258 64H254ZM20 69V70H19ZM40 69V70H39ZM53 69V70H52ZM106 69V70H105ZM109 69H112V70H118V72H114V71H109ZM125 69V70H124ZM143 69V70H142ZM4 70L6 71V73L8 75H6V73L4 72ZM44 70V71H43ZM50 72H49V71ZM66 70V71H65ZM91 72H88L90 71ZM123 71L122 75H121V72ZM137 70V71H136ZM11 71V72H10ZM15 71H17L15 73ZM20 71V72H19ZM28 71V72H27ZM42 71V73H41ZM59 71V72H58ZM76 73H75V72ZM78 71V72H77ZM87 71V73H86ZM103 71V72H102ZM109 71V72H107ZM144 71V72H143ZM44 72V73H43ZM63 72V73H62ZM106 72V74L104 73ZM120 72V73H119ZM126 72V73H124ZM146 72V74H145ZM18 73V74H17ZM23 73V74H22ZM69 73V74H68ZM93 73L94 76L91 74ZM96 73V74H95ZM26 74V75H25ZM36 76H35V75ZM46 74V75H45ZM68 74V75H67ZM83 74V75H82ZM114 74V76H113ZM115 74H118V75H115ZM120 74V76H119ZM124 74V75H123ZM19 75V76H18ZM29 75V76H28ZM42 75L44 77H42ZM70 75V76H69ZM80 75V76H79ZM104 75V76H103ZM135 75V76H134ZM141 75V76H140ZM5 76V78H4ZM9 76V77H8ZM15 76V78H14ZM47 76V77H46ZM56 76V77H55ZM69 76V77H68ZM116 76V77H115ZM140 76V77H138ZM42 78L44 79L45 81H47L48 83L50 82L52 84V87L50 86V94L51 97L53 98V102H54V111L56 110L57 112L55 114H52V116H55L54 118H52V116H50L49 120H48V117L45 116V113L42 112L40 113V106L42 104L41 102V99L39 97V95L36 93L37 90H36V80H38V78ZM52 80H51V78ZM72 77V78H71ZM93 77V78H92ZM107 77V78H106ZM111 77V78H110ZM1 78H3L1 80ZM24 78V79H23ZM29 78V79H28ZM39 78V79H40ZM49 79V81L47 79ZM58 78V79H57ZM91 80H90V79ZM139 78V79H138ZM6 79V80H4ZM16 81H15V80ZM27 79V81H25ZM98 79V80H97ZM105 81H104V80ZM113 79V80H112ZM115 79V80H114ZM132 79V81H131ZM138 79V80H137ZM145 79V80H144ZM29 80V81H28ZM57 80V81H56ZM63 80V81H62ZM94 80V81H93ZM111 80V81H110ZM117 80V81H116ZM123 80V81H122ZM143 80V81H142ZM15 81V82H13ZM26 83H25V82ZM55 81V82H54ZM73 81V82H72ZM81 84H79V82ZM93 81V82H92ZM122 81V82H121ZM147 81V82H146ZM22 84H21V83ZM29 82V83H28ZM66 82V83H65ZM100 82V83H99ZM103 82V83H102ZM113 82H119L121 85H119V83L117 84V86L115 87V89L113 90L112 88H110V84L113 83ZM135 82L137 83L136 85L138 86H141V93H142V97L144 98L142 101H140L142 98H140L139 100V104L137 106L135 105H132V104H129V107L125 106L123 108V111L122 112H119V109H117L115 106H114V103H111V105L107 106V107H104V108H101L100 105H99V100L100 98H102V95L103 93H107V95L109 97H113V93H116L118 92V90H120L121 88L122 89H125V90H130L131 88H134V85H135ZM145 82L147 83V85L145 84ZM7 85L5 87V84ZM16 83V84H15ZM19 83V84H17ZM25 83V84H24ZM49 83V84H50ZM99 83L98 85L95 84ZM105 83H106V86H105ZM123 83V84H122ZM22 86H21V85ZM94 84V85H93ZM101 84L103 86H101ZM20 85V87L18 86ZM29 85V86H28ZM83 85V86H81ZM91 85V86H90ZM159 85V86H158ZM18 86V87H17ZM124 86V88H123ZM145 86V88L143 87ZM147 86V87H146ZM27 87V88H26ZM59 87V88H57ZM91 87L93 88L94 87V90L91 89ZM102 87V88H101ZM131 87V88H129ZM160 89H159V88ZM188 87V88H187ZM3 88V89H2ZM54 88V89H52ZM80 88V89H79ZM90 88V89H89ZM152 88V89H151ZM240 90L239 92L242 93V95L240 94V96L237 99V101H233L234 103V108L232 110L231 106L227 107H222V110L220 111L223 112V110H225V114L227 113V115L223 114L222 115V121L224 123H228L227 124H222V126L226 127V128H229V127H233V123H234V120H238L239 121H243L244 120V123L242 122L241 124L242 125H245L246 126H250L248 128L249 132H253V127H251L253 125V123L251 122L250 124V121H252V117H250L249 113L247 114L244 110V108L238 104V100H241V98L244 96V91H245V94H247L246 96H249L247 98H249L252 102H255V104H257L258 106H262L264 107L262 104L261 101H259L257 99V96L251 91V90H248L247 89V86L243 85L239 87ZM23 89V91H22ZM31 91H29V90ZM85 89L86 91L84 92ZM104 89V90H103ZM150 89V90H149ZM164 89V90H163ZM53 90V91H52ZM90 90V91H89ZM103 90V91H102ZM144 90V91H142ZM152 90V91H151ZM155 90V91H154ZM5 93H4V92ZM17 93H16V92ZM57 91V92H56ZM94 91V93H93ZM107 91V92H106ZM111 91V92H110ZM114 91V92H113ZM186 91H189V92H186ZM3 92V93H2ZM172 92V93H171ZM177 92V93H176ZM186 92V93H185ZM34 93V94H33ZM57 93V95H56ZM165 93V94H163ZM183 93V94H182ZM249 93V94H248ZM7 94V95H5ZM29 94V97L27 96ZM112 94V95H111ZM144 94V96H143ZM148 94V96H147ZM150 94V95H149ZM152 94V95H151ZM169 94V95H168ZM175 94V95H174ZM187 94V95H186ZM14 95V96H13ZM26 95V96H24ZM86 95V96H85ZM96 95V96H95ZM160 95V96H159ZM165 95L168 97H165ZM250 95H251V98H250ZM254 95L255 97V101H254V97H252ZM2 96V97H1ZM24 96V98H23ZM92 96V97H90ZM99 98H98V97ZM145 96L147 98H145ZM170 96V97H169ZM28 97V98H27ZM66 97V98H64ZM156 97V98H154ZM173 97V98H172ZM192 97V98H191ZM85 98V99H84ZM90 98V99H89ZM162 98V99H161ZM172 98V99H171ZM240 98V99H239ZM16 99V100H15ZM23 99L25 101H23ZM57 99H58V102H57ZM164 99V100H163ZM3 100V101H2ZM20 100H22L20 102ZM29 100V101H28ZM32 100V101H31ZM37 100V102H36ZM39 100V101H38ZM56 100V101H55ZM77 100V101H76ZM87 100V104L86 106L84 107L83 106V102ZM92 100V101H91ZM163 100V101H162ZM166 100V101H165ZM176 100V101H175ZM192 100V101H191ZM31 101V102H30ZM161 101V103H160ZM171 101V102H170ZM9 102V103H8ZM41 102V103H40ZM61 106H60V103ZM147 102V103H146ZM261 102V103H259ZM6 103V105L4 104ZM15 103V104H14ZM22 103V105H21ZM70 103V104H69ZM159 103V104H158ZM167 103V104H166ZM174 103V104H173ZM177 103V104H176ZM14 106L12 107L11 106ZM40 104V105H39ZM93 104V105H92ZM158 104V105H157ZM171 104H173V106H171ZM237 104V105H236ZM24 105V106H23ZM152 105V106H151ZM160 105V106H159ZM11 106V107H10ZM59 106V107H58ZM79 106V108H78ZM94 106V107H93ZM186 106V107H185ZM188 106V107H187ZM20 107V108H19ZM35 107V108H34ZM39 107V108H38ZM56 107V108H55ZM145 109H144V108ZM172 107V108H171ZM10 108V110H9ZM13 108V109H12ZM15 108V110H14ZM38 108V109H37ZM62 108V109H61ZM110 108V109H109ZM115 108V109H114ZM133 108V109H132ZM138 108V109H137ZM141 108V109H140ZM154 108V109H153ZM167 110V112L164 110ZM168 108V109H167ZM177 108L179 110H177ZM225 108V109H223ZM2 109H4L3 111H1ZM23 109V110H22ZM33 109V112L31 111ZM86 109V110H85ZM103 109V110H102ZM107 109V110H106ZM132 109V110H130ZM135 109L137 111H135ZM149 109V110H147ZM152 109V110H151ZM175 109V110H174ZM187 109V110H186ZM231 109V110H230ZM27 110V112H26ZM106 110L108 113L111 111L112 113H109V114L104 111ZM125 110L127 112H125ZM147 110V111H146ZM171 111V114H168L170 113L169 111ZM230 112H229V111ZM7 111V112H6ZM10 111V112H9ZM23 111V112H22ZM65 111V112H64ZM103 111V112H101ZM130 111V112H129ZM144 111V112H143ZM146 111V113H145ZM155 111V113H154ZM160 111H165L166 113H162ZM9 112V113H8ZM85 112V113H83ZM107 114H106V113ZM132 112V114H131ZM27 113V114H26ZM38 113V114H36ZM73 113V114H72ZM88 113V114H87ZM95 113H103L101 114L100 116L104 117L102 119V123H100L102 125V127L99 125L97 126L96 123H92V120H91V117H93V115ZM126 113V114H125ZM129 113V114H128ZM205 113V112H203ZM224 113V112H223ZM245 113V114H244ZM7 114V116L5 115ZM33 114V115H32ZM86 114V115H85ZM115 114V115H114ZM120 114V115H118ZM141 114V115H140ZM164 116H163V115ZM168 114V115H167ZM181 114V115H180ZM3 115V116H2ZM25 115V116H24ZM31 115V116H29ZM41 115H42V119L43 121H41ZM44 115V116H43ZM62 115V116H61ZM75 115V116H74ZM84 115H85V118H84ZM91 115V116H90ZM133 115V117H131ZM154 115V116H153ZM225 115V116H224ZM229 115V116H228ZM233 115V116H232ZM28 116V117H26ZM60 116V117H59ZM72 116V117H71ZM130 120H127V119H124V118H130ZM156 116V118H155ZM162 116V117H161ZM166 116V117H165ZM173 116V117H172ZM227 118H224L226 117ZM31 119H30V118ZM68 117V118H67ZM87 117V118H86ZM90 117V120L89 118ZM101 117V118H102ZM111 119H110V118ZM137 117V118H136ZM29 118V119H28ZM46 118V119H45ZM59 120H58V119ZM65 118V119H64ZM75 118V119H74ZM118 118V119H117ZM121 118V119H120ZM123 118V120H122ZM164 118V120H163ZM246 118V119H245ZM250 118V119H248ZM4 119V120H3ZM12 119V120H11ZM26 119V121H25ZM36 119V120H35ZM40 119V120H39ZM228 119V120H227ZM11 120V121H9ZM28 120V122H27ZM55 122H54V121ZM63 120V121H61ZM90 122H89V121ZM104 120H107L104 122ZM132 120V121H131ZM135 120V121H134ZM162 120V121H161ZM168 120V121H167ZM227 120V122H226ZM235 120V121H236ZM37 121V122H35ZM39 121V122H38ZM84 121V123H83ZM113 121V122H111ZM126 121V122H124ZM3 122V123H2ZM9 122V123H8ZM35 122V123H34ZM43 122V123H42ZM54 122V123H53ZM58 122V123H57ZM116 122V123H114ZM128 122H132L133 124L131 125L133 127V130H134V134H130L128 133V128H127V125L125 124L123 127L121 126V124L123 123H128ZM137 122V125L136 123ZM162 122V123H161ZM232 122V123H231ZM249 125H247V123ZM27 123V124H26ZM29 123V124H28ZM57 123V124H56ZM72 125L70 126L69 125ZM106 123V124H105ZM111 123V124H110ZM231 123V124H230ZM10 124V125H9ZM13 124V125H12ZM45 124H47L49 127H53V128H49L48 126H46ZM58 127H56V125ZM76 124V125H75ZM78 124V125H77ZM84 124V125H83ZM88 124V125H87ZM96 124V125H94ZM163 124V125H162ZM69 125V126H68ZM87 125V126H86ZM90 125V126H89ZM104 125H107V126H104ZM116 125H118L116 127ZM168 125V126H167ZM29 126V127H28ZM97 126V127H96ZM229 126V127H228ZM77 127V128H76ZM80 127V128H79ZM88 127V128H87ZM101 127V128H100ZM119 127V128H118ZM218 127V126H217ZM40 128V129H39ZM46 128V129H45ZM48 128V129H47ZM65 128V129H64ZM80 130H79V129ZM92 128V129H91ZM94 128V129H93ZM97 128H99L100 132L97 131ZM114 128V129H113ZM121 128V129H120ZM247 128V127H246ZM37 129V130H36ZM42 129V130H41ZM45 129V130H44ZM78 129V130H76ZM116 129V130H115ZM166 129V130H165ZM252 129V130H251ZM45 131V134H44V131ZM51 130L53 132H51ZM57 130V131H56ZM76 130V131H74ZM86 130V131H85ZM94 132H92V131ZM124 130V131H122ZM144 132H143V131ZM31 131V132H30ZM43 131V132H42ZM61 133H60V132ZM82 131V134L80 133ZM97 133H96V132ZM118 131V132H117ZM121 131V132H120ZM10 132V133H9ZM57 132V133H56ZM72 132L74 134H72ZM52 133V135H50ZM69 133V134H68ZM77 133V134H76ZM91 133V134H90ZM25 134V135H24ZM39 134H41V136H39ZM63 134V135H62ZM72 134V136L70 137V135ZM76 134V135H75ZM96 134V135H94ZM123 134V135H122ZM125 134V135H124ZM27 135V137H25ZM50 135V137H49ZM68 135V136H67ZM81 135V136H79ZM86 136V138L84 137ZM96 136V137H94ZM126 136V137H125ZM131 136L133 139H136V140H133L131 141ZM135 138H134V137ZM139 136V137H138ZM141 136V137H140ZM146 136V137H145ZM36 137V138H34ZM55 137V138H54ZM73 137V138H72ZM94 137V138H93ZM64 138V139H63ZM75 138V139H74ZM78 138V139H77ZM109 138V139H108ZM113 138V139H112ZM123 138V139H122ZM125 138V139H124ZM62 139V140H61ZM82 139V140H81ZM121 139V140H119ZM145 139V140H144ZM148 139V140H147ZM26 140V143H24ZM33 140H34V143H33ZM69 140V142H68ZM78 140V141H77ZM128 140V141H126ZM201 140V139H200ZM200 140H199V143H200ZM35 141H36V144H35ZM46 141V143H44ZM54 141V142H53ZM120 141V142H118ZM123 141V142H122ZM131 141V142H130ZM136 141V142H134ZM148 141V142H147ZM42 142V143H41ZM62 142V144H61ZM79 142V143H78ZM113 142V143H111ZM119 144H118V143ZM123 145H122V143ZM141 145V143H143ZM189 142H192L193 143H198L197 142V138L193 137V140L189 141ZM22 143V144H21ZM41 143V144H40ZM64 143V144H63ZM67 143L69 145H67ZM76 143V144H75ZM111 143V144H110ZM130 143V145H129ZM133 143V144H132ZM46 144V145H45ZM52 144V145H51ZM77 145V148L76 146L74 147L73 146ZM79 144V145H78ZM132 144V145H131ZM136 144V145H135ZM39 145V146H38ZM66 145V146H65ZM112 145V147H111ZM115 145V147H114ZM129 145V146H128ZM146 145V146H145ZM9 146V147H8ZM31 146V147H30ZM35 146V147H34ZM131 146V147H130ZM27 147V149H26ZM34 147V148H33ZM40 147V148H39ZM49 149H48V148ZM67 147V148H66ZM114 147V148H113ZM130 147V149H129ZM36 148V149H35ZM57 148V149H56ZM35 149V151L33 150ZM38 149V150H37ZM46 149V150H45ZM115 149V150H114ZM27 150V151H25ZM40 150V151H39ZM73 150V151H72ZM120 152V153H118ZM25 151V152H24ZM31 151V152H30ZM39 153H37V152ZM48 151V152H47ZM53 154H51V152ZM65 151V153H64ZM114 151V152H113ZM28 154H27V153ZM30 152V153H29ZM45 152V153H44ZM111 152V153H110ZM26 153V154H25ZM34 153V154H33ZM37 153V154H36ZM33 154V155H32ZM39 154V155H38ZM45 154V155H44ZM49 154V156H48ZM61 154V155H60ZM115 154V155H114ZM42 155V156H41ZM45 157H44V156ZM66 155V156H65ZM118 155V156H117ZM21 156V157H20ZM33 156V157H32ZM51 156L53 157L51 159ZM58 156V157H57ZM65 156V157H63ZM125 156V157H124ZM18 157V159H17ZM30 157V159H29ZM32 157V158H31ZM43 157V158H42ZM47 157V158H46ZM54 157L56 162L54 161ZM62 157V158H61ZM124 159H123V158ZM45 158V159H44ZM59 158V159H58ZM61 158V159H60ZM65 160H62L64 159ZM68 158V159H67ZM25 159V160H24ZM28 159V160H27ZM33 159V160H31ZM44 162H43V160ZM58 159V160H57ZM67 159V160H66ZM19 162H18V161ZM123 163H122V161ZM17 161V162H16ZM26 163H24V162ZM34 161V162H33ZM42 161V162H41ZM48 161V162H47ZM52 161V162H51ZM14 162V163H13ZM55 162V163H54ZM58 163V164H57ZM147 163V162H146ZM13 164V165H12ZM25 164V165H24ZM32 164V165H31ZM38 164V165H36ZM53 164V165H52ZM60 164V165H59ZM55 165V166H54ZM58 165V166H57ZM26 166V167H25ZM38 166V167H37ZM54 166V167H53ZM17 167V168H15ZM30 167V168H29ZM35 167V168H34ZM54 168V171L53 169L51 168ZM126 167V168H125ZM12 168H13V171H12ZM29 168V169H28ZM34 168V169H33ZM36 169V170H35ZM38 169V170H37ZM126 169V170H125ZM10 170V171H9ZM19 170V171H18ZM23 170V171H22ZM29 170V171H28ZM31 170V171H30ZM49 170L52 172L49 173ZM36 171V173H35ZM38 171L40 173H38ZM18 173L17 175L15 173ZM22 172V173H21ZM29 172V173H28ZM32 174H31V173ZM47 172V173H46ZM54 172V174H53ZM56 172V173H55ZM61 174H60V173ZM46 173V174H45ZM49 173V174H48ZM136 172H134L135 174ZM37 174H38V180H37ZM53 174V175H51ZM58 174V175H57ZM133 174V175H134ZM24 175V176H23ZM56 177H55V176ZM63 175V176H61ZM18 176V177H17ZM41 176V177H40ZM60 177V178H57ZM9 177V178H8ZM55 177V178H53ZM131 177V178H130ZM14 178V179H13ZM17 178V179H16ZM54 180H53V179ZM13 179V180H12ZM30 179V180H29ZM57 179V180H56ZM60 179V180H59ZM62 179V181H61ZM132 179V180H131ZM16 180V182H15ZM25 180V182H24ZM32 180V181H31ZM35 180V181H34ZM46 180V181H45ZM14 181V182H13ZM39 181V183H38ZM60 181V182H59ZM8 183L5 185V183ZM12 182V184H11ZM50 182V183H49ZM52 182V183H51ZM56 182V183H55ZM57 182L58 185H57ZM33 186H32V184ZM54 183V184H53ZM61 183V184H60ZM14 184V185H13ZM17 184V185H16ZM28 184V185H27ZM27 185V186H26ZM31 185V186H30ZM47 185V186H46ZM57 185V186H56ZM9 186V187H8ZM15 187V188H14ZM35 187V188H34ZM46 189H45V188ZM59 189H57V188ZM4 188V190H3ZM13 188V189H12ZM17 188V189H16ZM34 188V189H33ZM41 188V189H40ZM51 188V189H50ZM55 188V189H54ZM24 189V190H23ZM27 189V190H26ZM31 191H30V190ZM33 189V190H32ZM38 191H37V190ZM54 189V191H53ZM61 189V191H60ZM9 190V191H8ZM36 190V191H35ZM48 191V192H44L43 191ZM52 192H51V191ZM5 191V192H4ZM17 191V192H16ZM32 191H34V193H31ZM56 191V192H55ZM58 191V192H57ZM61 193H60V192ZM4 192V193H3ZM23 192V193H22ZM39 192V193H37ZM51 195H50V193ZM11 193V195H10ZM29 193L32 194H35V197L34 195H32L33 197H31V195H29ZM22 194V195H21ZM24 194V195H23ZM28 194V195H27ZM40 194V195H39ZM47 194V195H45ZM55 194V195H54ZM10 195V196H9ZM39 195V196H38ZM43 195V196H42ZM53 195L55 196L53 198ZM58 195V196H56ZM60 195V196H59ZM2 196V197H1ZM6 196V197H5ZM23 196V198H22ZM47 196V197H46ZM29 197V198H28ZM39 197V198H38ZM51 197V198H50ZM11 198V199H9ZM15 198V199H14ZM19 200H18V199ZM31 198V200H30ZM35 198V199H34ZM50 198V199H49ZM56 198V199H55ZM61 198V199H60ZM24 199H26V201H23ZM34 199V201H33ZM38 199H41V200H38ZM54 199V200H53ZM17 200V202H16ZM22 200V201H21ZM36 200V201H35ZM44 202H43V201ZM49 200V202H48ZM1 201H2V204H1ZM8 201V202H7ZM33 201V205L31 204ZM39 201V205L37 206L38 202ZM5 202V203H4ZM23 202V203H22ZM48 202V203H47ZM16 203V204H15ZM30 203V204H29ZM45 203V204H43ZM57 203V204H56ZM9 204V205H8ZM46 204H52V206L50 207V205L46 206ZM7 205V206H5ZM12 207H11V206ZM18 205V206H17ZM22 205V206H21ZM23 205H25L23 207ZM27 205V206H26ZM36 205V206H35ZM43 206V207H39V206ZM4 206V207H3ZM17 206V207H15ZM32 207V208H26V207ZM35 206V208H33ZM2 207V208H1ZM23 207V208H22ZM38 207V209H37ZM45 207V209H44ZM53 207V208H52ZM11 208V209H10ZM8 209V210H7ZM15 209V210H13ZM23 209V210H21ZM24 209L27 210L24 212ZM30 209V210H29ZM16 212V213H14ZM29 210V212H28ZM42 210V213L41 211ZM47 212V213H45ZM50 210V211H49ZM9 211V212H8ZM12 213H11V212ZM35 211V212H34ZM5 212V213H4ZM8 212V213H6ZM37 213L36 215H34V213ZM46 214L44 216V214ZM30 213V214H29ZM15 214V215H14ZM23 214V215H22ZM43 215V216H42ZM2 216V217H1ZM17 216V218H16ZM27 216V217H26ZM30 216V217H28ZM35 216V217H34ZM5 217V218H4ZM7 217V218H6ZM9 217V218H8ZM24 217V218H23ZM26 217V219H25ZM37 217V219H36ZM43 217V218H42ZM3 218V219H2ZM23 218V221H27L28 220L30 221V223L28 222V224H25L23 221H21ZM42 218V219H41ZM6 219H7V222H6ZM37 221H36V220ZM41 219V220H40ZM33 220V221H32ZM10 221V222H9ZM16 223H15V222ZM21 222V223H20ZM22 222H23V226H22ZM36 222V223H34ZM6 223V224H5ZM15 223V224H14ZM18 224V225H17ZM21 224V225H20ZM30 224L32 226H34L32 228V226H30ZM37 224V226H36ZM40 224V225H39ZM6 225V226H5ZM20 225V227H19ZM25 225H27V227H25ZM10 226V227H9ZM16 226V227H15ZM28 226L30 228H28ZM5 227V228H4ZM9 227V228H8ZM15 227V229H14ZM4 228V229H3ZM31 229L28 230V229ZM6 229V230H5ZM8 229V230H7ZM20 229V230H19ZM23 229H27L25 232H23ZM13 231V233H12ZM21 231V232H20ZM9 233V235H6V234ZM27 233V234H26ZM30 235H29V234ZM20 234V235H19ZM32 234V235H31ZM2 235V236H1ZM23 235V236H22ZM26 235V236H25ZM5 236V237H4ZM25 236V237H24ZM30 239H28L27 238ZM31 237V238H30ZM3 238V239H2ZM8 238V240H7ZM24 239V241H22L21 239ZM2 239V240H1ZM5 239V240H4ZM11 240V241H12ZM5 241V242H4Z\"/></svg>",
    "mask_w": 264,
    "mask_h": 264
}]
</instances>
